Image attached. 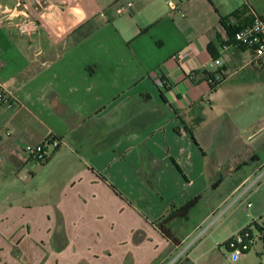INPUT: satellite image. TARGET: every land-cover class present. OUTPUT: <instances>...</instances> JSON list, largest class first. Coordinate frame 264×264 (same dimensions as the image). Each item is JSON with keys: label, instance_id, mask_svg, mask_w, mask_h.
<instances>
[{"label": "crops", "instance_id": "obj_1", "mask_svg": "<svg viewBox=\"0 0 264 264\" xmlns=\"http://www.w3.org/2000/svg\"><path fill=\"white\" fill-rule=\"evenodd\" d=\"M41 1L0 0L20 12L0 20V82L12 104L0 105V264H105L98 255L107 251V264H229L228 238L208 246L201 225L183 226L228 175L245 171L202 222L264 178V154L247 149L264 117L245 107L264 63L217 42L223 20L264 17V0ZM26 16L30 34L18 29ZM49 138L61 145L44 162L25 153ZM198 196L186 219L167 225L179 245L136 204L149 203L157 221L165 203L177 209Z\"/></svg>", "mask_w": 264, "mask_h": 264}, {"label": "rangeland", "instance_id": "obj_2", "mask_svg": "<svg viewBox=\"0 0 264 264\" xmlns=\"http://www.w3.org/2000/svg\"><path fill=\"white\" fill-rule=\"evenodd\" d=\"M250 90L245 92V104L247 108L250 109L251 114L250 118L254 120L256 117H264V81L257 84V88H254L250 94ZM264 142V132L260 133L257 138L251 142V145L247 149H258L262 154H264V149H262V143ZM248 156L245 155V152L241 153L240 157L246 159ZM230 166H225L220 174L227 175L229 173ZM7 174V173H6ZM245 175L243 172H235L232 176L226 177L225 183L220 187L218 191L210 190L204 195L203 201L198 205V207L193 210L188 220L185 222L184 228L192 229L197 225H201V228L197 236L202 235L201 239L205 236L207 238L208 246L210 244L215 245L216 242H220L223 245L222 241L226 238L227 241L224 244H227L230 240L233 239L238 233L243 230H248L252 236V244L249 246L245 255L238 261H234L231 253L228 249L224 250V257L220 258L226 261L229 260V264H264V178L256 181V178H252L241 190V193L247 191L246 194L239 200H237V195L234 199H231L227 204H223L220 207V211L209 217L206 221H203L207 216L206 214L212 210L216 204H219L221 199L229 193L234 187L235 182L238 178H241ZM256 181V182H255ZM146 199V196H144ZM235 203V204H234ZM251 204L250 208H247L248 204ZM137 209L140 211V217L146 220L148 223H160L159 220L163 221L167 219L169 213L176 209V206L171 205L170 203H165L162 206V215L163 218L153 221L150 213L149 203L146 201L137 202ZM234 204V205H233ZM181 207V206H180ZM180 207H177L180 208ZM255 211H260L262 214L259 217H255ZM244 226V227H243ZM158 229V227L155 225ZM209 233H203L205 229H208ZM241 228V229H239ZM236 230V231H235ZM235 232V233H234ZM195 235V236H196ZM58 241H65V236L61 233L57 235ZM195 236L188 242H192L195 239ZM103 238L99 233L96 234V239ZM92 241V240H91ZM79 244V243H77ZM189 243L186 244L188 246ZM224 247V245H223ZM81 252L80 256L82 255ZM215 256L220 255V249L216 248L214 250ZM85 254V253H84ZM113 255L112 251H107L102 255H98V259H101L102 263L107 264L106 259ZM89 256V255H87ZM90 257V256H89ZM79 258V257H77ZM231 261V262H230Z\"/></svg>", "mask_w": 264, "mask_h": 264}, {"label": "built area", "instance_id": "obj_3", "mask_svg": "<svg viewBox=\"0 0 264 264\" xmlns=\"http://www.w3.org/2000/svg\"><path fill=\"white\" fill-rule=\"evenodd\" d=\"M108 1L116 2L118 0ZM33 2L38 5L42 4L41 0H33ZM169 2L173 4L174 0H169ZM128 6H132V3H130ZM22 7L23 12L29 10V6L27 4H22ZM18 13L20 12L14 10H5L0 7V20L19 16ZM26 17L27 18H25V20L18 25V29L23 34H30L33 31L35 25L28 16ZM220 41L222 51L229 50L232 45L253 51L254 56L252 59V65L258 68L261 67L264 63V17L253 12L251 21L234 33H229L225 27H222ZM187 56V53H180L175 58L179 62H182ZM212 64L215 66H220L221 61L219 59H214L212 60ZM156 83L160 88H165L167 85L166 81L158 78L156 79ZM7 94L8 93L5 85L0 82V105L8 104V106H12V104L9 103V97ZM60 145L61 141L59 139L49 138L37 146L28 145L24 150L31 159H34L38 162H44L48 159L53 151L60 147ZM0 161H2L1 155ZM250 207L251 204H248L247 208ZM252 242L253 240L251 233H249L248 230H243L233 237V239L230 240L226 246L233 257V260L238 261L245 255Z\"/></svg>", "mask_w": 264, "mask_h": 264}, {"label": "trees", "instance_id": "obj_4", "mask_svg": "<svg viewBox=\"0 0 264 264\" xmlns=\"http://www.w3.org/2000/svg\"><path fill=\"white\" fill-rule=\"evenodd\" d=\"M250 12V10H248L247 8L245 9H238L237 11H235L231 17H236V16H239L240 14H243V13H248ZM222 27H225L229 33H234L236 32L237 30H239L241 27H243L244 25L242 26H234V25H231L229 23H227V20H223L222 21ZM248 24V23H247ZM220 42V45H221V41H220V35L218 36L217 38V42ZM210 51H211V45H210ZM211 53V52H210ZM212 54V53H211ZM213 58H216L215 55H212ZM218 86V82L217 81H213L212 82V88L213 89H216V87ZM200 199V196L190 200L189 202H187L186 204L182 205L180 208L178 209H174L173 211H171L169 213V216L168 218L164 219L163 221L159 220L160 223H154L157 227H158V230L159 232L168 240L172 241L174 244L176 245H179L180 244V241L178 239H176L174 237V235L171 233L170 229L168 228V223L171 222L172 220L174 219H177V218H180V219H186L188 217V215L190 214L191 210L196 206V204L198 203V200Z\"/></svg>", "mask_w": 264, "mask_h": 264}]
</instances>
